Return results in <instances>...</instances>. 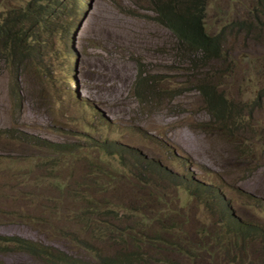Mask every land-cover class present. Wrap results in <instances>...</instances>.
<instances>
[{"label": "rangeland", "instance_id": "rangeland-1", "mask_svg": "<svg viewBox=\"0 0 264 264\" xmlns=\"http://www.w3.org/2000/svg\"><path fill=\"white\" fill-rule=\"evenodd\" d=\"M26 2L0 0V18ZM86 2L70 50L53 46L26 63L13 88L19 106L10 65L0 59V236L82 257L75 239L103 246L100 225L111 224L127 249L133 236L155 259L264 264V0H206L205 29L223 43L204 67L179 56L145 0ZM139 70L155 79L143 104L133 89ZM201 83L226 98L224 121L206 110ZM105 139L173 178L144 169L132 151L106 155ZM181 177L204 188L192 194ZM219 196L252 227L246 238L227 229ZM154 235L164 238L157 249ZM211 237L217 247L206 243ZM0 263L41 264L2 238Z\"/></svg>", "mask_w": 264, "mask_h": 264}, {"label": "trees", "instance_id": "trees-1", "mask_svg": "<svg viewBox=\"0 0 264 264\" xmlns=\"http://www.w3.org/2000/svg\"><path fill=\"white\" fill-rule=\"evenodd\" d=\"M149 8L154 13L155 21L163 27H166L176 39L175 49L180 51L179 56L186 59L189 64L198 67L209 65L211 60L219 59L222 53L223 39L221 34H209L204 26L206 0H145ZM87 2L76 0H28L19 8L9 9L6 14L0 18V59L7 65H10V72L14 80L11 86L10 94L15 95L17 105L19 106V94L14 91V86H20V75H22L26 63L37 60L39 53L46 57L55 47L57 51L64 54L70 50L71 42L75 37L81 22L85 18L84 9ZM41 59V57L39 58ZM150 85V87L148 86ZM155 79L148 78V74L139 70L135 79L133 89L136 99L140 103H146L145 98L154 96ZM201 94L207 103L206 110L216 121L225 120L224 110L226 109V98L218 92L215 86L210 83H201ZM174 97V95H173ZM172 97V98H173ZM35 143V141H33ZM46 145L52 151H64V145L47 141H36ZM101 150L106 155L124 156L132 151L131 155L146 170H152L160 177L172 179L168 171L150 160L148 164L142 156L136 154L134 150L128 147L120 146L116 141L105 139L99 144ZM123 165L124 162H123ZM181 184L190 190L193 186L192 194L197 195L204 188L199 182L191 184L186 177H181ZM219 202L223 206L224 218L227 222L228 230L232 233L245 237L250 235L252 227L237 219L233 211L228 206L226 200L221 196ZM216 204V208L220 207ZM110 210V209H108ZM113 213V211H111ZM221 213V208H220ZM109 227H113L111 224ZM107 225H100V236L97 238L104 245L98 246L87 239L74 238L79 243L80 250L84 252L82 257L73 255L69 251L53 247L43 242L24 239L20 236H0L4 241L12 242L18 251L27 253L33 259L40 261L41 264H181L178 261H171L169 257L155 259V256L148 254L141 249L138 244L140 239L133 236L127 237L132 244L127 249L124 241L114 228L110 229ZM254 231V230H253ZM107 234L117 235L108 236ZM249 238V237H247ZM152 242H164V238L154 235ZM218 239L211 237L209 242L211 246L213 241ZM114 243V244H113ZM120 245V248H115ZM126 245V246H125ZM184 255V251H179ZM3 264V263H0Z\"/></svg>", "mask_w": 264, "mask_h": 264}, {"label": "clouds", "instance_id": "clouds-1", "mask_svg": "<svg viewBox=\"0 0 264 264\" xmlns=\"http://www.w3.org/2000/svg\"><path fill=\"white\" fill-rule=\"evenodd\" d=\"M84 19H85V18H84ZM83 21H84V20H83ZM83 21H82V22H83ZM82 22H81V24H82ZM80 26H81V25H80ZM80 26H79V29H80ZM79 29H78V31H79ZM78 31H77V33H78ZM77 33H76V35H77ZM76 35H75V36H76Z\"/></svg>", "mask_w": 264, "mask_h": 264}]
</instances>
